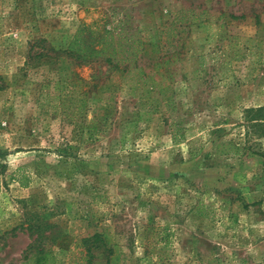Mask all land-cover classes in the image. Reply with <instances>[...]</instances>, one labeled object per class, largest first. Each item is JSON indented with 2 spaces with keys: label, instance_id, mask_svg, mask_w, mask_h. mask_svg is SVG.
Returning <instances> with one entry per match:
<instances>
[{
  "label": "rangeland",
  "instance_id": "obj_1",
  "mask_svg": "<svg viewBox=\"0 0 264 264\" xmlns=\"http://www.w3.org/2000/svg\"><path fill=\"white\" fill-rule=\"evenodd\" d=\"M179 10L170 112L101 61L23 65L29 38L63 49L93 20L138 33L147 62ZM261 105L264 0H0V264H20L19 224L42 211L54 264H87L78 239L94 232L107 249L91 264H264V170L250 151L264 118L246 113Z\"/></svg>",
  "mask_w": 264,
  "mask_h": 264
},
{
  "label": "trees",
  "instance_id": "obj_2",
  "mask_svg": "<svg viewBox=\"0 0 264 264\" xmlns=\"http://www.w3.org/2000/svg\"><path fill=\"white\" fill-rule=\"evenodd\" d=\"M184 14V11H176L172 19L166 22V28L162 25L156 30V48L159 52L154 59H148L147 62L140 63L146 49L138 33L126 32L119 24L106 27L105 22L97 23L93 20L89 23L79 22L63 49H54L43 37L29 38L26 40L23 65L36 66L42 63L53 66L62 58L82 63L101 61L112 72L117 73L121 80L128 79L126 86H134L136 93L140 92L139 98L151 100L149 94H156L155 101H162L163 111L170 112L175 109L172 83L175 82L176 71L173 66L179 60L183 47L174 25L183 20ZM71 79H74V82ZM78 80L74 73H70L69 82L72 87ZM248 112L253 114L252 117H248L249 120L264 118V105L249 108L246 110V113ZM58 151L63 153V150ZM250 151L259 158L261 168L264 170V147ZM11 179L20 187H26L29 183V178L25 174L16 178L13 175ZM48 215L47 211L30 212L27 214L29 217H25L19 224L29 237V242L21 251L20 264H54L52 252L45 244L50 243L51 239L43 235L46 230L53 227L52 223L46 222ZM45 239L48 242H44ZM78 242L84 250L87 264H91L94 250L107 249L106 240L96 232L79 238Z\"/></svg>",
  "mask_w": 264,
  "mask_h": 264
}]
</instances>
